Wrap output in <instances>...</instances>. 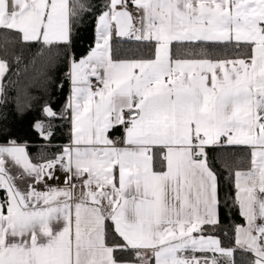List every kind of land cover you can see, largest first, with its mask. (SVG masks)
I'll use <instances>...</instances> for the list:
<instances>
[{
    "label": "snow or ice",
    "instance_id": "snow-or-ice-1",
    "mask_svg": "<svg viewBox=\"0 0 264 264\" xmlns=\"http://www.w3.org/2000/svg\"><path fill=\"white\" fill-rule=\"evenodd\" d=\"M65 82L0 128V264H264V0H0V106Z\"/></svg>",
    "mask_w": 264,
    "mask_h": 264
},
{
    "label": "trees",
    "instance_id": "trees-1",
    "mask_svg": "<svg viewBox=\"0 0 264 264\" xmlns=\"http://www.w3.org/2000/svg\"><path fill=\"white\" fill-rule=\"evenodd\" d=\"M94 39V21L89 18L79 29L78 37L74 44V51L77 58L84 55L89 46L92 45ZM66 70L65 65L61 63L58 66V70L55 73L57 80L63 76ZM29 84H32L31 78L26 77ZM23 86V81H22ZM31 95V109H24L17 111L16 101H9L7 106H0V128H2L8 136L17 139L19 142L23 143L25 141L30 145L29 152L35 155L39 150L45 148L47 142L43 141L33 130L32 125L34 121L41 116L40 107L46 100L54 101V107L60 109L63 105L65 98L68 95V85L65 82L64 89L62 91L58 89H50L46 93L40 85H35L30 93ZM26 97L21 98V103H28ZM59 124L63 125L59 127L55 132V136L52 139L49 148L51 150H58L61 146L69 142L68 136V126L65 121H59ZM4 141L0 139V143ZM55 146V148H53ZM217 167L220 169L221 178V198L223 199L226 194L227 186L230 183L228 180V172L220 167L219 162ZM221 228L217 231V235L226 240L231 237V226L233 223H242V218L239 216L238 211L235 208L221 209ZM228 232V237L224 236V232Z\"/></svg>",
    "mask_w": 264,
    "mask_h": 264
},
{
    "label": "crops",
    "instance_id": "crops-1",
    "mask_svg": "<svg viewBox=\"0 0 264 264\" xmlns=\"http://www.w3.org/2000/svg\"><path fill=\"white\" fill-rule=\"evenodd\" d=\"M66 145V144H65ZM64 146V145H63ZM62 147V146H61Z\"/></svg>",
    "mask_w": 264,
    "mask_h": 264
}]
</instances>
